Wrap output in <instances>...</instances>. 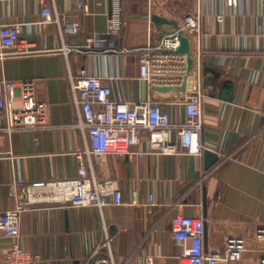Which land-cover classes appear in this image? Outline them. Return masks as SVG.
I'll use <instances>...</instances> for the list:
<instances>
[{"label": "crops", "instance_id": "crops-1", "mask_svg": "<svg viewBox=\"0 0 264 264\" xmlns=\"http://www.w3.org/2000/svg\"><path fill=\"white\" fill-rule=\"evenodd\" d=\"M122 3L119 39L87 48L90 38L110 31V0H91L90 14L77 10L73 0H49L54 18L80 24L78 34L70 35L63 22L35 25L32 33L27 26L22 38L37 52L4 62L7 79L38 81L37 99L47 104L48 114L45 128L0 139V212L13 210L20 201L30 203V210L21 215L18 240L0 237V264L15 242L39 254L44 264H87L110 251L117 264H147L149 258L156 264H179L189 247L177 242L172 232L179 211L206 219L208 253L222 251L230 234L246 240L242 264H264V241L259 237L264 230V0H241L235 10L225 8L224 0ZM198 11L201 35H187L192 70L157 72L153 82L142 80V52L136 50L158 45L176 32L172 21L182 26ZM223 11L225 18L219 22L216 17ZM154 15L169 22L155 23ZM42 18L32 0H20L10 5L2 21ZM198 52L202 86L208 93L203 150L218 153V162L206 169L203 156L192 154H149L142 159L137 153L150 151L146 138L127 156L76 154L85 150L86 139L75 127L80 111L72 76L82 70L100 75L115 98L132 104L156 102L181 124L186 118L184 101L198 83ZM204 65L216 67L222 76L215 83L207 80L212 76L204 73ZM228 80L234 82V94L221 97ZM81 161L90 178L119 181L121 205L77 208L68 194L51 184L32 186L75 178Z\"/></svg>", "mask_w": 264, "mask_h": 264}, {"label": "built area", "instance_id": "built-area-1", "mask_svg": "<svg viewBox=\"0 0 264 264\" xmlns=\"http://www.w3.org/2000/svg\"><path fill=\"white\" fill-rule=\"evenodd\" d=\"M20 0H0V139L21 130H37L47 126V104L37 99V80H9L4 75L3 65L6 59L36 53L30 43L22 38V30L29 27L32 33L35 25L46 27L58 23L65 25L70 35L78 34L80 24L68 23L65 18H54L49 0H32L43 17L39 22H3L9 16V7ZM55 1V0H52ZM91 0H73L77 10L90 14ZM112 1L110 31L107 36L95 35L86 47L115 44L124 25L122 0ZM202 1V0H199ZM241 0H224V7L232 10L240 6ZM224 10V9H223ZM225 11L216 19L222 22ZM186 35H201L202 15L196 14L185 18L180 26ZM112 44V43H111ZM180 46L178 31L165 37L158 45L149 44L136 51L142 52L140 60L141 79L149 83L155 79V73H167L176 69H187V56L178 54ZM77 51H81L77 48ZM67 52H70L68 50ZM201 58L198 52V83L191 89L184 101L186 118L183 123L173 122L170 114L152 101L132 104L117 99L109 85L104 84L100 75L82 70L78 76L71 77V86L75 102L80 111V118L75 127L81 130L86 139V148L76 154L92 156L134 154L133 148L144 138L150 146L149 152H138L140 158L146 155H185L203 156V114L204 99L208 96L201 81ZM24 183L23 178L19 184ZM52 185L62 193L70 196L72 205L77 208L96 207L103 210L110 205L123 203L121 185L118 180L96 181L90 178L87 166L81 161L78 175L68 180L53 183L33 182V187ZM30 203L18 202L13 210L0 212V237L18 240L20 236L21 215L30 210ZM172 232L174 238L185 248L179 256V264H242L246 252V240L243 237L228 234L222 251L208 253L205 246L206 219L203 216H187L181 211L173 218ZM264 241V230L259 232ZM108 246H110L108 242ZM102 247V246H101ZM110 249V248H109ZM97 251L96 253H98ZM2 264H44L42 257L32 250H26L15 242L4 254ZM87 264H117L116 257L110 251L105 258H95ZM131 264V263H126ZM147 264H156L149 258Z\"/></svg>", "mask_w": 264, "mask_h": 264}, {"label": "water", "instance_id": "water-1", "mask_svg": "<svg viewBox=\"0 0 264 264\" xmlns=\"http://www.w3.org/2000/svg\"><path fill=\"white\" fill-rule=\"evenodd\" d=\"M111 13H112V1H110V14ZM152 20L155 23L169 22L167 19L161 18L156 15L152 17ZM172 23L176 27V31H178V38L180 41V46L177 49V53L185 54L187 56V72H190L193 68V63H194V59L191 56L190 38L184 33V31L181 29L180 25L177 22L172 21ZM184 87L185 84H183V88ZM203 158H204L205 167L207 169L212 167L216 162L219 161V154L210 149H204Z\"/></svg>", "mask_w": 264, "mask_h": 264}, {"label": "trees", "instance_id": "trees-1", "mask_svg": "<svg viewBox=\"0 0 264 264\" xmlns=\"http://www.w3.org/2000/svg\"><path fill=\"white\" fill-rule=\"evenodd\" d=\"M204 73L206 75H211L212 77H210L209 79L206 78L207 80H211L213 81V83L216 82V80H218L221 76H222V72L220 70H218L216 67H213L211 65H204ZM223 88L226 90L225 94H222L221 97H227V96H231L232 94H234V90H235V85L234 82L232 81H226L223 85Z\"/></svg>", "mask_w": 264, "mask_h": 264}, {"label": "rangeland", "instance_id": "rangeland-1", "mask_svg": "<svg viewBox=\"0 0 264 264\" xmlns=\"http://www.w3.org/2000/svg\"><path fill=\"white\" fill-rule=\"evenodd\" d=\"M208 94V93H207Z\"/></svg>", "mask_w": 264, "mask_h": 264}]
</instances>
